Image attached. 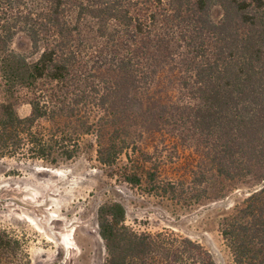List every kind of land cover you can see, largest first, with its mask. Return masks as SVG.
I'll return each instance as SVG.
<instances>
[{"label": "trees", "instance_id": "1", "mask_svg": "<svg viewBox=\"0 0 264 264\" xmlns=\"http://www.w3.org/2000/svg\"><path fill=\"white\" fill-rule=\"evenodd\" d=\"M19 33L28 55L10 47ZM0 72V157L68 161L93 134L99 163L162 199L264 181V0H0ZM185 148L191 163L166 177ZM98 227L104 264H216L189 237L135 231L120 202L99 207ZM218 227L234 264H264V184ZM0 250L30 264L1 229Z\"/></svg>", "mask_w": 264, "mask_h": 264}, {"label": "rangeland", "instance_id": "2", "mask_svg": "<svg viewBox=\"0 0 264 264\" xmlns=\"http://www.w3.org/2000/svg\"><path fill=\"white\" fill-rule=\"evenodd\" d=\"M220 16V8L213 7V20ZM10 47L22 55L29 53L28 39L21 33ZM3 98L12 99L11 95ZM15 110L24 117L30 106L19 102ZM79 144L73 159H59L55 164L30 154L0 157V229L22 241L30 264H104L98 209L108 202L124 206L125 223L135 231L152 233L166 228L199 242L216 264H234L220 235L219 221L264 181L206 184L208 191L197 203L188 204L184 198L177 202L147 194L99 163L93 134H83ZM180 155L178 163L164 168L166 177L183 174L194 153L185 148ZM0 264L17 263L0 250Z\"/></svg>", "mask_w": 264, "mask_h": 264}]
</instances>
